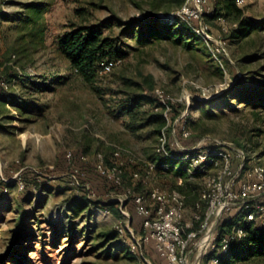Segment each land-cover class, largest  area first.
I'll use <instances>...</instances> for the list:
<instances>
[{
	"label": "rangeland",
	"instance_id": "1",
	"mask_svg": "<svg viewBox=\"0 0 264 264\" xmlns=\"http://www.w3.org/2000/svg\"><path fill=\"white\" fill-rule=\"evenodd\" d=\"M237 6L209 20L211 33L225 41L216 56L173 19L177 9L168 0H0V88L11 80V99L0 100V264H165L153 241L131 250L144 233L135 196L151 208L152 189H180L185 230L197 229L194 204L217 170L183 162L167 169L157 150L161 130L168 152L243 148L236 182L251 164L264 167V0ZM82 26L98 27L115 42L113 58L103 60L114 68L105 72L101 61L90 80L59 45ZM235 27L244 34L235 37ZM155 88L175 100L166 122L162 108L141 98ZM117 150L119 185L96 171L97 154L110 167ZM148 164L156 165L150 174ZM74 166L83 173L79 188L67 178ZM29 171L45 181L24 193L19 181L25 172L31 179ZM73 195L89 201L72 202ZM95 201L115 202L120 214ZM216 235L191 242L188 264H205ZM231 264H264V256Z\"/></svg>",
	"mask_w": 264,
	"mask_h": 264
},
{
	"label": "built area",
	"instance_id": "2",
	"mask_svg": "<svg viewBox=\"0 0 264 264\" xmlns=\"http://www.w3.org/2000/svg\"><path fill=\"white\" fill-rule=\"evenodd\" d=\"M214 0H185L183 6L178 11L181 19L188 24L195 34L210 48L211 52L217 56L224 51L225 41L217 39L211 33V26L205 22L204 16L210 12ZM239 6L245 5L249 0H236ZM227 31L225 26H222ZM216 44L219 46L215 47ZM115 62L107 60L102 62L105 72L114 68ZM9 82H3V88L9 87ZM153 95L157 98L164 112V116L169 120L175 100L168 96L161 88H155ZM190 130L184 126L182 135L189 137ZM167 137L165 131L159 137L158 153L170 156L167 150ZM195 151V152H194ZM194 152V153H191ZM84 159V157H82ZM116 162L110 167L106 164L105 156L102 153L97 154L96 171L101 176L111 179L116 185L121 184V175L123 173L122 164H118L120 151L114 152ZM189 166L216 169L217 172L209 174L202 191V199L194 204V220L198 223L197 229H187L183 225L184 213L186 211V196L180 189H173L167 193L160 188L152 189L149 194L151 208L146 204L143 195H137L134 198L138 214L143 216L142 228L143 235L140 238L134 237L131 244V250L134 253L151 241L159 253V256L165 260V264H188L189 249L192 241L197 240L198 236L209 239L217 231L216 227L222 217L231 212L236 207H245L248 210V220H259L264 218V167L260 164H251L244 170L243 177L236 182L235 177L244 168L246 152L243 149L230 151L223 147L207 148L205 150H187L181 157ZM67 159L73 161V154L68 153ZM234 160L239 163L237 171H234ZM165 167L166 164H164ZM156 170L155 164H148L147 173ZM40 174V173H39ZM82 171L74 166L68 174V182L74 188L82 186ZM139 177V173L134 174ZM240 176V174L238 175ZM20 188L24 189L25 183L20 177ZM6 192L7 188H3ZM187 227H190L187 225ZM120 235L126 231L123 226L116 228ZM245 235L243 228H235L232 232L224 235L220 241V246L215 240L212 243V249L218 248L226 251L229 243ZM212 263L217 264L216 257L211 259Z\"/></svg>",
	"mask_w": 264,
	"mask_h": 264
},
{
	"label": "trees",
	"instance_id": "3",
	"mask_svg": "<svg viewBox=\"0 0 264 264\" xmlns=\"http://www.w3.org/2000/svg\"><path fill=\"white\" fill-rule=\"evenodd\" d=\"M168 1L173 2V8L177 9L173 16V19L177 20L178 18H181L178 15V11L183 6L185 0ZM230 10L240 11L237 6L236 0H226L225 5L221 8L212 5L210 12L205 14L204 20L207 23H209V20H218L223 16V12ZM186 26L195 36H197L188 24H186ZM234 29L235 31H238L235 37H239L244 34L242 30L236 27ZM198 38L201 39L200 37ZM59 45L64 53H66V55L68 56L71 65L87 80H90V78L95 73H97L99 67L98 65L101 61L106 58H113L112 56H114V54L116 53V50H114V40L109 36H104L102 30L95 26H82L65 33L60 38ZM8 82L11 83V80H8ZM10 97L11 96L8 94L6 89L0 88V100H10ZM141 98L150 103H154L155 105H157L156 107L160 106L157 98L154 95L145 94ZM158 116L164 122H166L167 119L165 118L163 112H160ZM164 128L165 126L163 127V129ZM162 132L163 130H161L160 133L162 134ZM168 147L169 146L167 145V148ZM185 153L186 152L173 153L170 151V156L162 154L160 155L165 158V164H169L171 168H174L180 162H183L185 166L188 165V163L186 161H183L181 158ZM207 167L211 168V165H207ZM181 171H183V168H181L177 173H182L183 175V172ZM29 172L33 176L31 179H28L26 177V173L28 172L23 173V175H25L24 178H22L25 183V187L22 190L24 193H27V191L31 190L30 187H32V185L37 186L45 181H43V179L35 172ZM0 183L4 184L3 182ZM78 199L82 201H89V198L87 199L85 197L84 199L83 197H79L78 195H73L71 201L74 202ZM95 203H97L99 206L104 207L105 209L112 210L117 215L120 214L119 209L115 208L116 203L113 201H95ZM262 204H264V200L262 201ZM247 215L248 210L245 207H240L236 212H228L222 217L217 226L216 243L218 244V246H220V241L222 240L224 235L232 232V230H234L235 228H243L245 235L241 238L232 240L229 243L226 251H222L218 248L212 249L205 259V264H208V262L211 261V259L214 257L218 259L217 264H231L234 261H242L251 256H264V218L263 225L257 226L256 221L258 220H248ZM114 232L120 235L117 229L114 230Z\"/></svg>",
	"mask_w": 264,
	"mask_h": 264
}]
</instances>
